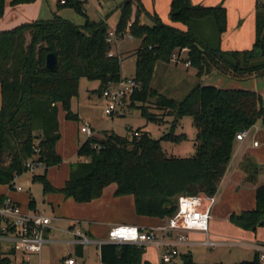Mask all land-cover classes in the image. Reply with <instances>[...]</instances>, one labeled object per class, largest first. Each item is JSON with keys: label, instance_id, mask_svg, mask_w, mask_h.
Instances as JSON below:
<instances>
[{"label": "trees", "instance_id": "16d2710c", "mask_svg": "<svg viewBox=\"0 0 264 264\" xmlns=\"http://www.w3.org/2000/svg\"><path fill=\"white\" fill-rule=\"evenodd\" d=\"M34 0H10V5ZM88 0H58L56 10L73 9L85 17L76 24L54 12L48 20L22 22L0 31V185L12 187L16 178L27 171L26 162L36 158L43 169L32 173V180L42 185L44 193L60 192L75 202H89L101 196L111 183L116 196L131 194L139 215L166 219L177 209L180 194L204 193L214 196L231 159L236 134L253 126L264 117V97L248 88L218 87L197 83L181 99L175 100L149 88L155 63L167 60L177 50L186 48V58L202 78L220 74L247 80L264 75V0H255V40L251 49L223 50L221 34L226 27V12L221 4H193L190 0H171L169 18L185 29L163 22L156 14L151 24L140 19V1L132 17L131 0L121 5L115 27L118 37L128 33L140 39L135 51L133 76L140 88L131 94L130 106H137L147 121L162 122V115L173 116V127L188 114L196 129L195 152L187 157L167 155L161 141L180 142L185 133L174 130L154 138L141 127L125 135L104 131L102 137H87L77 154L87 160L71 164L63 186L55 187L47 177V169L62 162L56 150L61 137L58 111L65 118L77 119L71 110V99L78 94L81 77L98 81L95 90L102 93L121 75V58L109 54L112 44L107 41L109 26L105 19L87 18ZM6 0H0V19ZM209 18L215 25V36L200 33L198 24ZM49 52L56 55V65L46 66ZM151 98L153 100L151 101ZM152 103L144 104L145 102ZM139 103V105H137ZM155 108L164 113L150 111ZM162 114V115H161ZM241 166L249 181L259 172L258 164L245 157ZM3 196L0 197V202ZM30 197L29 206L34 207ZM234 225L255 230L264 226V184L256 187L255 206L231 212ZM82 256V246H76ZM144 245L103 242L99 246L102 264H202L193 260L190 252L181 254V261L152 263L143 259ZM257 253L251 260L236 264H256ZM0 264H14L10 252L0 242Z\"/></svg>", "mask_w": 264, "mask_h": 264}, {"label": "rangeland", "instance_id": "374dc122", "mask_svg": "<svg viewBox=\"0 0 264 264\" xmlns=\"http://www.w3.org/2000/svg\"><path fill=\"white\" fill-rule=\"evenodd\" d=\"M57 1L58 0H34L31 3H21L25 5L24 7L26 10L23 8V10H20L19 14H21L24 18H29L30 15L33 14L36 19L48 20L53 16L54 12L57 11ZM125 1L126 0H88L84 7L86 16L88 19L94 21L105 19L109 27L114 26L117 24L121 14V5ZM139 1L141 14H144L149 23L152 22L151 16L154 14L165 22L160 13H158L151 6L152 0ZM190 1L195 4L192 0ZM217 4H221L225 8L226 12V27L221 34L220 39L221 49H251L255 40V0H219L211 3L210 5ZM136 7V0H131L132 12L133 10L136 11ZM57 12L61 16L68 18L76 24H82L85 20L83 15L76 13L70 8H62ZM168 19L169 22L174 23L178 27H182L183 25L179 22H173L169 16ZM198 29L203 35L209 37L215 36V25L209 18L199 22ZM136 45H138V38L134 36H130L129 38L125 37L112 45L111 51H114L116 55H118V52H121L118 56L122 60L121 74L123 77L135 75L136 57L133 55V47ZM157 61H160V67L156 70L154 66L149 80V88L155 92H161L169 97H172L175 100L181 99L197 83H201L203 79H207L208 77L203 76L202 78H199L196 75H193L195 68L192 66L186 67L183 61L178 62V65H175L176 63L171 61L170 58L167 60ZM222 78L226 80V84L224 86L227 88H246V86L242 84L246 80H239L226 76H222ZM250 80L254 83V90L259 92L264 97V75L262 77H253ZM258 84L262 86L261 91L257 89L259 88L257 87ZM97 87L98 81L81 77L78 85V94L71 99L70 103L71 110L77 114V119H61L62 136L59 139L58 147L61 150L63 159L59 165L51 166L47 171V176L48 178L50 177L54 185H60L64 182V179L68 177L72 163L88 159L87 157L79 156L76 153L78 144H81L87 138L86 133L82 132L80 129L84 121L90 122V124L94 127V131H98L102 136L104 131H113L117 134L125 135L127 133H131L139 127L147 130L154 138H160L163 134L168 133L171 130H174L176 134L183 132L186 134L187 138L178 143L162 140L161 144L163 150L167 155L180 157H187L195 152L194 138L196 129L190 115H183L174 127L172 125L173 116L171 115L161 114L163 121L160 123L147 121L141 114L139 107L129 105L130 100L127 105L128 110L124 114H107L105 112L106 100L100 93L95 91ZM152 100L153 98H151V101ZM151 101L145 102L144 104L152 106ZM137 105H139V103H137ZM150 111L155 113H164V111L155 108H150ZM263 176V172L258 174V177L261 179ZM15 185L22 188L23 195L29 196L30 194L32 196L35 201L34 203L36 208L43 210L44 213L50 216L77 213L87 214L89 212L88 210H82L78 207L71 206L68 208L65 201L60 200V202H57V200H59L58 198L62 196L59 192H54V194L44 193L41 183L37 180H32V173L30 171H25L19 175L15 180ZM7 189L9 188L7 187ZM229 204L230 203H227L226 200L222 203L216 202L214 204L211 212V218L209 220L211 232L214 230V233L216 234H220V232L232 233L229 231V225L234 224L229 221V219L228 222L226 220V216L223 215V212L226 210L225 206ZM22 207L25 209V206L22 205ZM65 219V217H61L60 220L56 218L52 220L53 223H58V226L60 227V230L54 231L56 238L68 236V234L65 233L67 230V221ZM97 226L98 232L100 233L99 236L105 238L108 231L106 225ZM234 237L235 235L232 234H222L220 237L211 236V239L216 242L213 246L203 245L201 241L202 238H196L200 240L195 241L190 248L193 260L202 264H236L243 260H251L254 256L252 250L245 246L236 244ZM89 238L91 237L89 236ZM3 246L5 249L7 248L6 244ZM83 247L84 253L82 256H79L76 251L71 250V256L74 258L75 264H100V260L98 258V246L94 243H85ZM181 254L183 253L179 254L176 261H181ZM62 256H68L67 247L65 244L57 241L48 251L43 250L40 255L31 254L30 262L31 264H63ZM153 257L159 259V255L154 253ZM15 264L20 263L17 261Z\"/></svg>", "mask_w": 264, "mask_h": 264}, {"label": "crops", "instance_id": "0c3cea01", "mask_svg": "<svg viewBox=\"0 0 264 264\" xmlns=\"http://www.w3.org/2000/svg\"><path fill=\"white\" fill-rule=\"evenodd\" d=\"M9 1L10 0L6 1L5 11H4L3 16L0 19V31L13 28L14 26L22 22L36 20L33 14L30 15L29 18H24L21 16V14H19L20 10H23V8L25 9L24 4L10 5ZM170 1L171 0H152L151 6L158 13H160L163 20L166 23H170L176 26L174 23L169 22V19H168ZM192 1L195 4L200 3V4L210 5L211 3L217 2L219 0H192ZM134 14H135V10H133L132 12V17L134 16ZM140 19L144 23L151 24L147 21L144 14L140 15ZM115 27L116 25L110 26V28H115ZM178 28L185 29V26L182 25V27L179 26ZM130 36L131 35L129 34H124V36L120 37L118 41L121 39H124L125 37L129 38ZM139 43H140V39L138 38V45L133 47L134 56H135V51L137 47L139 46ZM186 51L187 50L185 49L182 51L177 50V52L182 56L183 59L186 58ZM112 53L116 54L114 51H112ZM120 53L121 52H118V55H120ZM175 65H178V63H176ZM185 66L190 67L191 65H185ZM159 67H160V61H157L155 64V69L157 70ZM193 75H196V69H194ZM225 81L226 80L223 79L221 75L212 74V75H209L207 79H203L201 83L202 84H213L215 86L221 87L226 84ZM242 84H244L246 88L254 90V83L250 79L244 81ZM257 87H259L257 89L261 91L262 86L258 84ZM0 101H1V93H0ZM62 118H65V111L60 108L58 111V120H59V130H60L61 136H62V131H61L62 130V124H61ZM94 135L97 137H102V135H100L98 131H96ZM254 141H256L257 144H254ZM58 143H59V140L56 144V150L61 155V157H63V155L61 154V150L58 147ZM79 145L80 143L78 144L76 148V153H77V149ZM245 157H251L258 164V167H259L258 174L261 172L264 173V117L260 118L257 121V123H255L253 126L249 128V131L244 138L235 139L233 143L231 159L229 160L226 171L219 183L217 193L213 196L214 203L212 205L211 212L216 202L222 203L226 200L227 203H230L229 205L225 206L226 210L225 212H223V215L226 216L227 221H228L227 217L229 213L240 212L242 210L253 208L255 206L256 187L260 184H264V176L261 179L258 177V174L256 175V178L254 181L247 180L246 173L241 166V162L243 161ZM67 178L64 179V182L66 181ZM48 179L53 184L50 177ZM64 182L60 185H54V184L53 185L55 187H61L63 186ZM112 184L114 183L109 184L103 189V192L100 197L95 198L89 202H83V203L75 202L71 198H66L62 193L59 192L62 196H60L59 198L57 197L59 199L57 200V202H60V200L65 201L68 208L71 206L78 207L82 210H88L89 212L87 214L77 213V214H70V215L62 214L61 216L59 215L51 216L53 217V219L56 218L59 220L61 219V217L66 218L65 220L67 221L66 222L67 230L65 231V233H67L68 236L62 237V238H56L54 231L60 230V227L58 226V223L55 224L52 221L50 224V227L46 230L45 237L47 241L44 243L41 252L43 250L48 251L54 245V243L58 241L60 243L65 244L67 247L68 256H62L63 260L67 257H72L71 250L76 251L77 245L82 246V255H83L84 253L83 245L85 243H80L78 241V238L71 232V229L79 228L88 237L89 236L91 237L90 238L91 241L88 243H94L98 246V258L100 260V255H99L100 245L98 244V242L106 240L107 236L105 238L99 236L100 233L98 232L97 225H106L107 229H109V227L114 224L129 223V224L138 225L141 228H152V227L159 226L164 221V219L162 218L143 216V215L137 214L135 211L133 195L125 194V195L116 196L114 194L116 185L115 184L112 185ZM7 187L10 190L7 189ZM50 193L54 194V192H50ZM1 196L10 197L13 201L19 204L21 209L24 211H29V210L43 211V210L36 208L35 203H34V207L30 208L29 200H30V197L32 196L30 194L29 196L23 195L22 189L16 190V189L10 188L8 185H0V197ZM22 205L25 206V209L22 207ZM229 231H231L232 233H221L220 232V234H216L214 233V230L212 232L210 231V223H209L210 239H211V236L220 237L222 236V234L235 235L234 239L236 240V244L250 248L253 254H255L256 252L255 247H254L255 244L264 243V226H259L255 230H247V229L240 228L236 225H229ZM187 234H188V243L182 244L178 247V250L180 253L190 252L191 251L190 248L194 244V242L200 240L196 238L201 237L202 238L201 241H204L205 239V235L200 231L193 230V231H189ZM94 237H100V238H94ZM4 250L10 252V257L14 264L17 261L18 262L20 261L19 255L15 254V252L10 250L8 247L6 249L4 248ZM40 253H33V254L40 255ZM153 253L158 255V249L151 243L145 244L143 259L148 260L152 263H158L159 259L153 257ZM29 264H31L30 261H29ZM100 264H102L101 261H100Z\"/></svg>", "mask_w": 264, "mask_h": 264}, {"label": "built area", "instance_id": "2783aa9c", "mask_svg": "<svg viewBox=\"0 0 264 264\" xmlns=\"http://www.w3.org/2000/svg\"><path fill=\"white\" fill-rule=\"evenodd\" d=\"M128 34V33H125ZM118 35L115 28H109L107 41L112 45L117 43ZM186 50V48L181 49ZM112 54V51L109 52ZM170 60L174 63L184 62L190 65V61L183 59L177 52H173ZM140 88V82L133 76L122 77L117 82L109 83L102 91L101 96L106 100L105 112L107 114H124L131 94ZM87 137L94 136L95 131L88 121H84L80 127ZM249 128L243 129L236 134V139L244 138ZM135 135L137 131H133ZM254 144H257L254 141ZM27 171L37 173L43 169V163L36 158L26 162ZM21 190L15 184L10 187ZM214 203L213 196L198 194H180L177 198L176 211L157 227L141 228L135 224L118 223L109 227L107 238L99 241L114 243H134L145 245L153 244L158 249L159 261L171 263L176 260L180 252L178 247L188 243L189 231H200L205 235L202 243L213 246L215 241L209 237V220L211 208ZM53 217L39 210L24 211L20 205L10 197H3L0 202V242L19 255L20 264H29L30 255L40 253L47 241L45 234L50 227ZM80 243L90 242V238L81 229H71ZM4 247V246H3ZM257 253L256 264H264V243L255 244ZM19 253V254H18ZM73 257H67L63 264H74Z\"/></svg>", "mask_w": 264, "mask_h": 264}, {"label": "water", "instance_id": "95a60500", "mask_svg": "<svg viewBox=\"0 0 264 264\" xmlns=\"http://www.w3.org/2000/svg\"><path fill=\"white\" fill-rule=\"evenodd\" d=\"M56 55L54 52H49L46 56V66L50 69L54 68L56 65Z\"/></svg>", "mask_w": 264, "mask_h": 264}]
</instances>
